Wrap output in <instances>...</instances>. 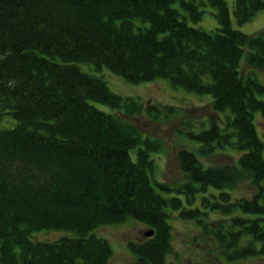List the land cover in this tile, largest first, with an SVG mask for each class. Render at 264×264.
Listing matches in <instances>:
<instances>
[{"label": "trees", "instance_id": "16d2710c", "mask_svg": "<svg viewBox=\"0 0 264 264\" xmlns=\"http://www.w3.org/2000/svg\"><path fill=\"white\" fill-rule=\"evenodd\" d=\"M208 7L210 28L196 24ZM262 8L0 0V264H109L112 245L95 229L127 218L153 232L128 240L122 264H165L174 218L200 226L222 261L264 256V27L237 26ZM102 69L210 96L216 115L184 121L194 147L175 154L181 180L158 177L162 141L134 121L176 105L119 93ZM218 150L237 152L234 163L201 158ZM242 180L249 195L234 192ZM44 229L64 232L38 237Z\"/></svg>", "mask_w": 264, "mask_h": 264}, {"label": "rangeland", "instance_id": "374dc122", "mask_svg": "<svg viewBox=\"0 0 264 264\" xmlns=\"http://www.w3.org/2000/svg\"><path fill=\"white\" fill-rule=\"evenodd\" d=\"M231 2V0H228ZM206 13L196 24L204 27L216 25L212 13ZM240 29L254 32L264 27V8L258 10L254 16L241 24ZM246 64H242L245 69ZM110 87L122 94L138 95L143 101H153L160 105L175 104L177 111L159 119H153L142 113L134 117V121L144 132L157 136L162 141V152L157 156L159 165L158 177L172 182H178L183 175L179 171L175 154L181 147H194V143L183 135L184 121H200L209 115H216L210 103V96L188 91L181 86H172L164 77H157L151 81L132 82L106 69H102ZM258 76L264 80V71ZM264 97V95H262ZM166 108V106L164 107ZM238 153L233 150H218L201 158L207 164L234 163ZM249 181L238 182L234 192L238 195H249L252 188ZM173 251L168 255L165 264H264V256H252L237 261H222L213 251L212 239L195 222L185 219H171ZM141 222L127 218L122 222L109 223L98 226L95 231L106 237L113 248V255L109 264H122L132 259L133 255L127 246L129 239L146 236ZM46 230V231H44ZM36 233L40 238H52L62 234L63 230L44 229ZM150 235V234H149Z\"/></svg>", "mask_w": 264, "mask_h": 264}, {"label": "water", "instance_id": "95a60500", "mask_svg": "<svg viewBox=\"0 0 264 264\" xmlns=\"http://www.w3.org/2000/svg\"><path fill=\"white\" fill-rule=\"evenodd\" d=\"M152 232H153V229H151V228L145 230L146 235L152 234Z\"/></svg>", "mask_w": 264, "mask_h": 264}]
</instances>
